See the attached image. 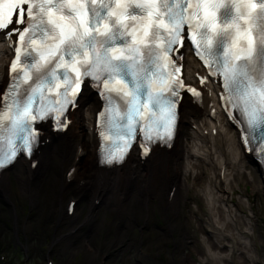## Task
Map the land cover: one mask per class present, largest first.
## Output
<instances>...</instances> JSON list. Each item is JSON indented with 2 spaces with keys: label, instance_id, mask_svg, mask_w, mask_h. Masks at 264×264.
Returning a JSON list of instances; mask_svg holds the SVG:
<instances>
[{
  "label": "snow or ice",
  "instance_id": "snow-or-ice-1",
  "mask_svg": "<svg viewBox=\"0 0 264 264\" xmlns=\"http://www.w3.org/2000/svg\"><path fill=\"white\" fill-rule=\"evenodd\" d=\"M0 35L19 42L0 93V170L34 156L44 123L66 129L85 85L105 102L102 163H123L135 143L144 157L170 145L182 90L200 99L178 75L187 42L264 166V0H0Z\"/></svg>",
  "mask_w": 264,
  "mask_h": 264
},
{
  "label": "bare ground",
  "instance_id": "bare-ground-1",
  "mask_svg": "<svg viewBox=\"0 0 264 264\" xmlns=\"http://www.w3.org/2000/svg\"><path fill=\"white\" fill-rule=\"evenodd\" d=\"M183 54L185 78L191 83L194 74H203V71L186 50ZM8 56L9 49L0 44V93L6 84L4 63ZM219 91L217 85L208 84L206 100L216 110L211 115L206 108L195 106L188 98L183 99L178 131L170 150L154 149L144 161L131 152L119 167L104 169L98 166V143L94 134V119L100 103L93 93L85 90L64 134L53 135L46 126L43 127L44 145L31 158L37 162L35 169L32 170L30 161H22V164L15 163L9 171L20 184L23 196L34 207L38 204L39 192L52 181L53 203L59 206L55 224L58 228L66 227L54 240L65 241L73 237L76 240L82 228L79 216L74 215L75 209L72 216L62 209V203L68 209L69 197L77 199V204H86V218L82 222L85 227L100 207L116 210L119 218L125 219L123 216L129 215L125 211L126 200L130 202L131 199L136 204L142 202L146 215L150 202L157 200L166 212H163L164 218L174 220L182 212L177 206L179 198L185 207L188 193H193L195 199L192 201L196 202L190 212L199 216L204 213L196 223L205 250V257L200 258L198 264H226L234 258L243 264H253L255 217L250 197L241 186L252 185L255 191L264 193V177L253 160L243 155L235 131L218 110ZM82 161L86 162L84 170L80 167ZM7 178L5 173L0 178V196L10 201ZM56 182V191H53ZM235 192L240 194L238 199L234 198ZM17 201L13 198L15 209Z\"/></svg>",
  "mask_w": 264,
  "mask_h": 264
},
{
  "label": "rangeland",
  "instance_id": "rangeland-1",
  "mask_svg": "<svg viewBox=\"0 0 264 264\" xmlns=\"http://www.w3.org/2000/svg\"><path fill=\"white\" fill-rule=\"evenodd\" d=\"M80 167L86 169V162L82 161ZM6 175L10 201L0 196V264H198V260L205 257L199 240L201 230L196 227L204 213L199 216L190 212L196 202L192 201L195 199L193 193H188L185 207L179 198L177 206L182 212L174 220L164 218L163 212H166L157 200L150 202L146 215L142 202L136 204L131 199L130 202L126 200L125 211L129 215L123 216L125 219L105 206L98 208L85 227L82 222L86 218V204H77V199L69 197L68 202H76L74 215L79 216L82 228L76 240L73 237L57 241L55 236H61L66 227L58 228L55 224L59 206L53 203L52 181L39 192L38 204L34 207L21 193L11 172ZM56 185L57 182L53 191H56ZM241 187L250 197L255 217L253 264H264V193L255 191L252 185ZM42 193H45L44 197ZM238 195L235 192L234 198L238 199ZM13 198L19 200L17 209L13 206ZM198 207L204 210L202 205L198 204ZM62 209L66 210L63 203ZM66 233L68 235L70 231ZM226 264L243 263L234 258Z\"/></svg>",
  "mask_w": 264,
  "mask_h": 264
},
{
  "label": "clouds",
  "instance_id": "clouds-1",
  "mask_svg": "<svg viewBox=\"0 0 264 264\" xmlns=\"http://www.w3.org/2000/svg\"><path fill=\"white\" fill-rule=\"evenodd\" d=\"M14 181L16 182V180L14 179Z\"/></svg>",
  "mask_w": 264,
  "mask_h": 264
}]
</instances>
